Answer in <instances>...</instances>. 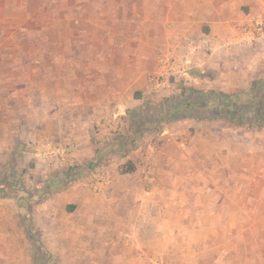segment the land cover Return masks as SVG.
<instances>
[{
	"label": "rangeland",
	"instance_id": "374dc122",
	"mask_svg": "<svg viewBox=\"0 0 264 264\" xmlns=\"http://www.w3.org/2000/svg\"><path fill=\"white\" fill-rule=\"evenodd\" d=\"M128 1L133 3L0 0V183L7 193L0 197V264L105 262L102 238L95 233L88 239L71 237L78 217L68 197L81 192L80 186L73 190L80 182L89 198L108 200L113 188L127 181L118 166L130 162L147 173L163 144L162 134L170 131L176 142L184 140L185 150H167L173 155L168 160L159 154V168L183 167L180 180L212 188L209 204L188 206L185 213L198 211L212 230L225 229L219 215H249L244 222L229 221L227 229L233 231L237 223L240 230L246 224L264 226V129L235 128L207 118L193 122L188 110L179 108L183 88L233 93L264 78L260 49L233 61L224 56L227 45L214 47L209 62L193 67L186 84L170 80L169 89L154 93L160 98L153 103V122L159 124L147 129L135 115L124 120L111 100L96 110L97 121L83 109L91 102L102 104L108 41L123 43L127 37L126 20L133 17ZM134 95L127 94L140 102ZM127 96H122L125 103ZM107 114L116 118L115 125ZM89 115L93 120L83 130ZM139 130L143 134L135 137ZM145 151L150 152L147 158ZM55 229L68 232L67 244L53 235Z\"/></svg>",
	"mask_w": 264,
	"mask_h": 264
},
{
	"label": "crops",
	"instance_id": "0c3cea01",
	"mask_svg": "<svg viewBox=\"0 0 264 264\" xmlns=\"http://www.w3.org/2000/svg\"><path fill=\"white\" fill-rule=\"evenodd\" d=\"M128 2L129 8H132L129 14L133 17L126 20L129 26L127 37L123 43L115 38L108 41L111 57L100 84L102 104L91 102L83 105L84 110L92 111L94 121L100 117L96 110H103L111 100L116 103L118 114H122L124 120H133L132 115H135L142 120L144 129L157 122L159 124V121L153 122L152 110L153 103L160 97L153 96L154 92L147 80L149 76L160 72L161 57L184 56L188 78L193 67L209 62L210 53L220 43L228 46L224 49V56H231L233 61L238 60V56L243 61L248 51L255 52L258 49V56H261L259 60L264 59V37L263 40L249 43L243 29L258 20L259 16H264V0ZM188 38L207 43L208 51H193L186 47L185 40ZM133 92L140 102H132V97L127 96ZM117 94L126 95L128 103ZM155 108L159 110V107ZM110 116L106 115L109 117L108 123L112 121ZM89 117H86L87 121L84 118L83 130L93 120ZM115 121L116 118L112 121L113 125ZM142 134L143 131L139 130L135 132V137ZM174 136L177 135L172 131L162 134L163 144L154 154L155 159L147 173L143 174L140 167H136L131 174L118 173L127 181L115 185L108 200L101 201L92 195L89 198L87 189L82 188L83 184L75 183L73 190L78 191L79 186L82 190L68 197L75 206L73 214L78 217L71 237L88 239L95 233L102 238L101 246L103 251L106 250L107 259L99 264H264V240H258L264 239V226L260 229L257 224H252V227L246 224L240 230L237 223L236 230L227 229L229 221L244 222L249 219V215L238 214L235 215L236 219L219 215L225 229L212 230L206 229L204 216L198 211L196 214L185 213L188 206L195 209L194 206L199 203L209 204L213 199L209 192L212 188L180 180L183 167L159 168V154L168 160L173 155L168 154L167 150H185L182 144L184 140L176 142ZM157 137L159 139V133ZM145 153L146 158L149 157L150 152ZM239 204L243 206V199ZM251 218H254L252 222L256 221V216ZM60 221L64 223L66 219ZM52 233L62 244L68 243L67 236L64 240L67 231L55 229ZM218 239H223V243ZM233 255L234 263L231 262Z\"/></svg>",
	"mask_w": 264,
	"mask_h": 264
},
{
	"label": "trees",
	"instance_id": "16d2710c",
	"mask_svg": "<svg viewBox=\"0 0 264 264\" xmlns=\"http://www.w3.org/2000/svg\"><path fill=\"white\" fill-rule=\"evenodd\" d=\"M180 96L183 103L179 108L188 110L187 116L195 122L207 118L222 120L235 128L245 127L255 131L264 129V78L251 80L245 89L233 93L183 88ZM134 170L130 162L117 168L121 175L131 174ZM5 196L7 193L0 183V197Z\"/></svg>",
	"mask_w": 264,
	"mask_h": 264
},
{
	"label": "built area",
	"instance_id": "2783aa9c",
	"mask_svg": "<svg viewBox=\"0 0 264 264\" xmlns=\"http://www.w3.org/2000/svg\"><path fill=\"white\" fill-rule=\"evenodd\" d=\"M246 34V41L252 43L253 41L261 40L264 37V18L255 20L250 23L249 27H243ZM186 47L193 51H208L207 43L198 42L194 39L188 38L185 40ZM160 72L157 75H151L148 78V83L152 87L154 93L159 94L162 90L169 89L172 86L170 80H182L187 82L189 80L186 71L185 57L176 55H168L159 59Z\"/></svg>",
	"mask_w": 264,
	"mask_h": 264
}]
</instances>
